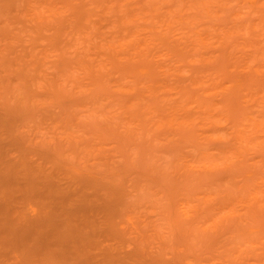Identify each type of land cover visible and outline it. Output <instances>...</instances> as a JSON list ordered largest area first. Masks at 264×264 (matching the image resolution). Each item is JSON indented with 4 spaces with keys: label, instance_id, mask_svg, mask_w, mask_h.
Segmentation results:
<instances>
[{
    "label": "rangeland",
    "instance_id": "1",
    "mask_svg": "<svg viewBox=\"0 0 264 264\" xmlns=\"http://www.w3.org/2000/svg\"><path fill=\"white\" fill-rule=\"evenodd\" d=\"M16 3L17 12L0 14V86L5 77L15 92L22 90L16 85V71L3 72L8 64L24 66L34 76L35 81L29 78L31 85L45 78L62 81L69 96L78 90L77 84L83 90L87 83L98 93L96 114L119 113L136 104L138 118L181 132L192 145L194 159L188 167L194 179L183 196L154 199L150 190L140 194L158 208L155 223L171 240L155 258L159 264L264 261V0H89L71 21L56 14L57 0L52 5L49 0ZM114 5L122 15L110 12ZM32 91L33 86L29 94ZM3 144L5 164L14 167V193L0 194V203L11 202V208H0L12 211L16 206L14 211L22 216L24 200L36 198V193L16 190L22 162H10L7 154L13 144ZM162 164L167 165V158ZM86 209L93 217L107 211L95 203ZM77 218L74 213L72 219ZM15 229L9 231L16 234L13 239L25 231L21 226ZM17 239L8 245L24 247L29 263L32 249ZM68 246L53 252L60 259L70 256L76 246ZM88 251L94 264H120L115 256L95 248Z\"/></svg>",
    "mask_w": 264,
    "mask_h": 264
},
{
    "label": "clouds",
    "instance_id": "2",
    "mask_svg": "<svg viewBox=\"0 0 264 264\" xmlns=\"http://www.w3.org/2000/svg\"><path fill=\"white\" fill-rule=\"evenodd\" d=\"M86 6L89 0H57L53 5L56 14L69 21ZM15 12L16 0H0V14ZM110 12L123 14L119 5ZM80 87L77 84L78 90L69 96L62 81L45 78L33 85L30 94L0 90V144L11 141L7 159L22 162L16 190L38 194L24 200L22 219L38 222L51 215L48 206L55 203L53 211L62 214L56 218L57 231L48 237L51 248L59 247L67 233L80 231L96 252L115 256L120 264H159L155 258L171 240L155 223L158 208L140 194L150 190L154 199L183 196L194 179L188 167L194 159L192 145L181 132L161 129L151 118H138L136 104L122 107L119 113L96 114V89L87 83L83 90ZM93 203L107 211L86 215V205ZM5 235H0V264H28L25 248H10ZM40 255L38 264H65L48 250ZM68 264H77V259Z\"/></svg>",
    "mask_w": 264,
    "mask_h": 264
},
{
    "label": "bare ground",
    "instance_id": "3",
    "mask_svg": "<svg viewBox=\"0 0 264 264\" xmlns=\"http://www.w3.org/2000/svg\"><path fill=\"white\" fill-rule=\"evenodd\" d=\"M12 65V64H11ZM10 64H8V66L10 67V68H7V67H4L3 69L5 70V71H9V73L8 72H5L4 70H3V72L5 73V74H10V75H12V74H15V73H17V75L20 77V79H21V82L24 84V83H26L27 81V86L26 85H24V87H23V84L20 82V79H19V82H17V83H19V84H16V85H18L19 87H21L20 89H22L21 91H20V93L22 92V94L23 93H27V94H29V90H30V87L31 86H33L34 84H36V82H32V85L31 84H29V83H31V79L33 78L34 79V76H31V75H29V73H27V72H29V71H27L25 68V70L23 69V67H20L19 68V66H15V67H13V66H11ZM14 65V64H13ZM14 70H13V69ZM16 68L18 69L19 68V73L17 72L18 70H16ZM9 69V70H8ZM22 69V70H21ZM10 71H12V73L10 72ZM14 71H16L15 73H14ZM21 71H23V73L21 72ZM24 72H26L29 76L27 77L26 76V78H24L25 77V74H24ZM22 73V74H21ZM23 74H24V76H23ZM26 74V75H27ZM31 76V77H30ZM22 78L24 79V80H22ZM28 78V79H27ZM29 78H31L30 80H29ZM2 80L1 81H3L2 83L3 84H1V86H5V84H6V86L4 87V88H2L1 86V88L2 89H4L3 91H6V90H9V89H11L13 86H12V84H11V82H7V81H5V80H3V79H5V77L4 78H1ZM32 79V80H33ZM25 80H27V81H25ZM7 82V83H5V82ZM30 81V82H29ZM33 81H35V80H33ZM10 83V84H9ZM31 85V86H30ZM11 87V88H8V87ZM27 88H29L28 90L26 89V87ZM28 86H30V87H28ZM23 87V88H22ZM0 88V89H1ZM5 88H7V89H5ZM14 88H15V86L13 87V91L15 92V90H14ZM19 89V90H20ZM27 90V92H26V90ZM25 91V92H24ZM17 92V91H16ZM19 93V92H18ZM19 93V94H20ZM21 94V95H22ZM25 94H23V95H25ZM94 111H95V109H94ZM243 115V114H242ZM158 124V123H157ZM159 126H160V124H159ZM1 145V144H0ZM0 147H2V146H0ZM1 150H4V144H3V148H0V151ZM3 152H1L0 153V177H2V178H0V180L2 181H0L1 183H2V185H0L1 187V189H2V193H5V196H6V194L8 193V196L11 194L10 192H12V193H14V190H13V188H14V185H13V175L11 176L10 174H12V169L11 168H14V167H11L8 163L7 164H5L6 163V161H4L5 159H3L4 158V153H5V151H4V153L2 154ZM3 156V157H2ZM2 158V159H1ZM1 161H3L2 162V165L4 166V168L6 169H4L3 168V166H1ZM6 165V166H5ZM9 166V167H8ZM3 168V170H2V168ZM10 168V169H9ZM10 171H9V170ZM1 170H2V172L4 173V175L3 174H1L2 172H1ZM8 172H9V175H8ZM11 172V173H10ZM6 177V179H4ZM11 177H12V179H11ZM10 193V194H9ZM2 195V194H1ZM7 196V197H8ZM29 196H31V195H29ZM34 196V195H33ZM36 198H38V194L36 193ZM3 199V198H2ZM2 199H1V201H2ZM4 201V200H3ZM2 201V202H3ZM5 201H9V200H5ZM4 201V202H5ZM6 203H8V202H6ZM11 202H9L8 204H4V205H9ZM2 204V206H4L3 205V203H0V205ZM12 205V204H11ZM1 206V207H2ZM58 205L57 204H55V203H50L49 204V207H48V210H49V213L53 210V208L54 207H57ZM8 207H10L11 208V206L9 205ZM7 207V208H8ZM14 207V206H13ZM16 207V206H15ZM14 207V208H15ZM6 207H4V211H2L3 209L2 208H0V213L4 216V218H3V221H1V218H0V232H1V234L0 235H3V233L5 232V233H7V235H5L4 236V240L5 241H7V243L9 244L10 242H12V241H14V242H16L17 243V241H18V239L17 238H19L21 241L23 240L25 243H27V245H28V249L29 250H31L30 251V255H29V259H30V261H29V263L28 264H38V262L39 261H41L42 260V256L40 255V253L39 252H41L42 250H48V251H50V252H52V253H54L55 252V248H51V244L53 243V241L52 240H50L48 237H49V234H50V232L51 233H54V232H56L57 231V228H58V224H57V219L56 218H58L60 215H61V213H56V212H54V211H52V213H56V215L57 216H55V217H53L52 215H50V216H46V217H44L43 219H41L40 221H38V222H32V221H25L24 220V222H22L21 223V219H22V216H21V214L20 213H16V212H18V211H16V209H15V211H14V208L12 209V211H11V209L9 210V209H7ZM2 209V210H1ZM8 210V211H7ZM9 212V213H6V212ZM14 211V213L12 214V212ZM5 213V214H4ZM1 214H0V216H1ZM9 214H10V217L11 218H9ZM17 214V215H16ZM7 215V216H6ZM13 215V216H12ZM17 217H16V216ZM23 215V214H22ZM3 216H1V217H3ZM6 216V217H5ZM19 216H21L20 218H19ZM13 217V218H12ZM17 219H16V218ZM17 220L16 222H15V219ZM18 218L20 219V220H18ZM13 220V222H12V220ZM56 219V220H55ZM55 220V221H54ZM10 221V222H9ZM18 221H20V222H18ZM2 222V223H1ZM28 222V223H27ZM30 222V223H29ZM13 226H12V225ZM25 224H27V225H25ZM16 225V226H15ZM10 228H9V227ZM21 226V228H25V231L23 232V233H20L19 231V236L17 235V237H16V239H13V237L14 236H16V234L14 235V236H12V235H10V232L9 231H12L13 232V230L15 229V230H19L18 229V227H20ZM8 227V228H7ZM15 227V228H14ZM6 228H7V230H6ZM12 228H14L13 230H11ZM5 231H4V230ZM8 231V232H7ZM12 232H11V234H12ZM14 232H16L17 233V231H14ZM26 232V233H25ZM244 232V231H243ZM239 233V232H238ZM24 234V235H23ZM12 236V237H11ZM86 236V237H85ZM10 238V241L8 240L9 238ZM88 236L86 235V234H84L83 232H80V231H77V232H75V233H67L64 237H63V239L60 241V245L61 246H68V243H69V246L68 247H70L71 246V244H72V242H73V247H75L74 249H72L73 250V252H71V254H70V256H69V254L68 255H66V256H64L65 257V259H64V257H61L62 259H60V257L57 255V253H54V254H56V256H58V258L61 260V261H63V262H65V264H68L67 262L70 260V258H71V256H73V257H76L77 258V264H87V263H90V264H94L93 263V261L94 260H92L93 258L91 257V259H90V257L89 256H92L90 253H89V251H88V253H86L87 252V250H91V249H93L94 247H93V245H92V243H91V240H89V238H87ZM22 238V239H21ZM29 238H31V246H30V241H29ZM27 240V241H26ZM33 241V242H32ZM51 242V243H50ZM68 242V243H67ZM89 242V243H88ZM64 243V244H63ZM11 244H13V243H11ZM10 244V245H11ZM87 244V245H86ZM9 245V246H10ZM59 245V246H60ZM89 245H91V246H89ZM15 247V246H14ZM40 247V248H39ZM80 247H81V249H80ZM84 247V248H83ZM86 247H88V249L86 250L85 248ZM91 247V248H90ZM8 249H6V251H7ZM41 250V251H40ZM53 250H54V252H53ZM76 251V252H75ZM39 255H38V254ZM72 253H73V255H72ZM88 257H86V256ZM40 257V258H39ZM69 257V258H68ZM85 257V258H84ZM94 257V256H93ZM66 259H67V262H66ZM85 260V263H84V260ZM87 259H89L88 261H87ZM95 259V258H94ZM83 260V261H82ZM91 261V262H90ZM87 262V263H86ZM97 264V263H96Z\"/></svg>",
    "mask_w": 264,
    "mask_h": 264
}]
</instances>
